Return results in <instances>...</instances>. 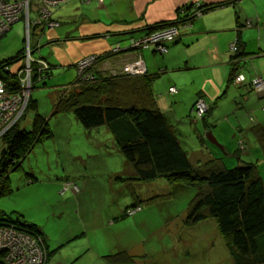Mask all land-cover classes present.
I'll return each instance as SVG.
<instances>
[{
  "label": "rangeland",
  "instance_id": "obj_1",
  "mask_svg": "<svg viewBox=\"0 0 264 264\" xmlns=\"http://www.w3.org/2000/svg\"><path fill=\"white\" fill-rule=\"evenodd\" d=\"M21 1V8L24 11L26 0ZM102 1L98 0V3L102 4ZM52 5L44 3V0H28L27 8L31 18L28 26L24 14H19L18 19L6 32L7 36L5 34V37L0 39V61L6 59L8 54L15 55L24 49L23 61L19 63L21 69L16 71L18 84L13 88L8 87V84H4L0 79L3 84L0 87V116H2L0 119L18 117L17 122L20 121V128L28 130L33 120V112L28 111L32 100L36 102L37 112L47 121L53 133L51 139L36 144L22 160L21 167L9 174L11 193L0 197V264H47V255L50 252L46 245L48 241L44 242L42 237L34 236L33 230L29 228H21L22 232L16 231V226L11 219L16 220L17 216H22L28 223L39 226L45 237L49 238L50 250L56 249L52 253L54 255L49 264H59L60 259L65 257L74 264H100L95 252L108 253L110 246L104 233L123 230H126L124 233L128 243L141 240L142 244H136L135 248H131L128 252L120 251L129 257V260L120 264H235L230 256L226 238L220 233L214 219L209 218L191 226L187 225L186 218L191 208L189 205L195 197L196 189L174 185L164 178L157 180L160 189L154 188L152 192H148L150 198L142 201L145 205L148 200L154 204L143 219L136 224L124 221L118 222L114 227L109 224L105 226L107 224L104 225L99 208L107 199V192L110 190H106L105 175L108 174L102 173L114 171L110 167L120 166L119 163L123 162L124 158L120 153H117L115 159L108 155L99 156L95 147V141L98 139L96 135L89 137L90 131L84 129L73 114H54L53 112L58 97L63 92L66 93L64 90L59 94L65 87L78 80L83 84L96 82L95 77L89 79L85 76L84 78L85 74L97 73L103 77L109 74L110 76L116 73L121 74L128 62L133 65L141 60L138 56H134V52L145 49L144 46L151 43L147 38L154 33L176 29L178 32L176 37H178L181 31L180 22L167 23L164 27L155 26L156 28H152L143 36L146 40L138 45L134 41L128 48L122 49L117 44L107 52L85 55L75 62L74 67L53 68L50 71V77L47 78L51 67L41 57L48 55L49 52L46 46L42 49L36 48L32 35L34 31L54 29L60 25L52 18V11L57 7ZM46 6L50 10L49 14L43 12ZM204 8L205 6L197 9L195 17L200 16L202 13L200 11ZM40 14H43V17ZM121 43L126 44L125 41ZM234 43L236 45L233 46V53L237 51V41ZM157 47L158 45H154V50L159 53ZM121 56H124V60L120 63L121 68L118 66L113 68L109 65L111 61ZM28 60H31L29 65ZM118 60L115 59L114 62ZM134 75L142 76L144 73L137 72ZM252 89L255 92H264V82L260 85L255 81ZM14 97L17 98L13 101ZM206 105L208 110L209 105L207 103ZM183 112L184 108L178 110L179 115ZM198 129L202 131L201 128L198 127ZM187 130L189 132L183 135L182 146H185L189 152L200 146L193 131L191 119L187 124ZM196 133L198 135V132ZM1 143L0 152L4 150L5 153ZM192 143H196L195 148L191 145ZM218 144L222 146L219 141ZM214 147L220 149L219 146ZM224 159L229 169L237 165L230 164L228 159ZM127 166L130 168L129 165ZM260 170L264 177V168ZM124 178L127 177L114 175L111 181L116 190L121 186L129 194L125 181H122ZM67 183L70 185L73 183L72 188L76 184L81 190L82 185H86L84 194L86 198L80 197V205L75 199L76 194L72 191L64 192L66 191L64 186ZM9 187L6 186L4 189ZM130 202L131 199L127 204ZM127 209L133 212L131 207ZM133 209L135 214L136 210ZM128 210L124 215L129 216ZM127 216L125 220L130 219ZM6 231L22 233L25 236L17 235L14 238L11 234L4 233ZM15 241L25 246L27 251L32 252V262H29L28 258L26 260L22 258L21 250L14 248ZM17 250L20 251L19 255L15 254ZM74 255L77 256L73 260Z\"/></svg>",
  "mask_w": 264,
  "mask_h": 264
},
{
  "label": "crops",
  "instance_id": "obj_2",
  "mask_svg": "<svg viewBox=\"0 0 264 264\" xmlns=\"http://www.w3.org/2000/svg\"><path fill=\"white\" fill-rule=\"evenodd\" d=\"M196 5L205 6L203 14L197 17L194 15ZM213 5H217L215 9H208ZM188 8L191 10L187 12ZM52 13V18L60 25L42 32L34 31L32 35L36 48L46 46L49 54L41 58L49 64L50 71L53 68L74 67L75 62L85 55L107 52L117 44L126 49L130 39L142 38L157 25L180 22V35L169 44L168 53L160 54L152 48L134 52V56L141 57L149 74L158 75L153 91L167 124L181 146L184 144L183 135L189 132L187 124L190 119L196 136V132L199 135L210 129L208 135L212 133L222 144L220 149H215L213 144H202L189 152L182 146L193 164L214 157L225 165L224 158L230 164L245 162L264 168L261 167L264 165V143L257 136L259 131L264 132V92H255L251 86L254 77L264 78V0H103L102 4L98 0H71ZM236 37H239L241 45L242 56L239 59H233ZM123 41L125 45L121 43ZM15 55L8 54L6 59ZM123 58L117 57L115 59L119 60L114 62V59L109 65L121 68ZM236 62L239 66L236 75L242 77V82L238 84L230 83ZM19 68V63L10 67L12 72ZM169 87H176L177 93H168ZM198 98H203L210 106L207 117L200 120V124L194 123L192 114ZM183 108L184 112L179 115L178 110ZM88 131L89 137L96 135L98 138L95 147L99 156L117 157L120 152L108 128ZM240 137H243L245 146L240 145ZM195 144L191 145L195 148ZM119 164L116 168L110 167L114 171L102 173L108 174L105 175L106 190H110L99 208L103 223L107 224L105 226L114 227L124 221L136 224L154 207L152 202L146 205L142 202L149 197L148 192L160 189L157 185L159 178L152 182H137V197L133 201L124 188L119 186L116 190L112 184L114 175L132 176L125 159ZM85 192L86 185L83 184L82 190L75 196L79 205L80 197L86 198ZM129 199L130 205L127 204ZM133 205H140L142 210L125 220L126 209ZM124 232L126 230L104 233L110 246L108 253L95 252L100 264H108L105 254L128 252L136 244H142L141 240L128 243ZM48 248L51 249L50 246ZM61 261L74 264L67 257Z\"/></svg>",
  "mask_w": 264,
  "mask_h": 264
},
{
  "label": "trees",
  "instance_id": "obj_3",
  "mask_svg": "<svg viewBox=\"0 0 264 264\" xmlns=\"http://www.w3.org/2000/svg\"><path fill=\"white\" fill-rule=\"evenodd\" d=\"M68 1L71 0L63 4ZM215 6L217 5L208 9H215ZM200 8L202 6L196 5L194 14ZM190 10L191 8L186 9L187 12ZM200 12L202 15L203 9ZM164 26L166 25L156 27ZM236 38L237 51L233 59L242 56L239 37ZM131 40L136 39L129 41ZM174 41L164 42L163 46L167 50L159 53H168L169 44ZM151 48L154 50L153 47L145 49ZM23 51L24 49L15 56L0 61V79L4 84H8V87L13 88L18 84L17 72H12L10 67L23 61ZM238 68L236 62L230 83L234 82ZM50 74L49 70L47 78ZM93 76L96 80L93 84H83L78 80L61 90L59 94L64 90L66 93L63 92V95L58 97L53 107L54 114H73L86 130L108 128L118 151L132 171V176L122 181H125L134 200L137 197L134 182L146 183L164 178L174 185L195 188L197 192L189 205L191 208L186 218L187 225L214 219L220 233L226 238L230 256L235 264L264 263V178L260 168L255 164L240 162L229 169L214 157L197 164L191 163L158 107L157 96L153 91L154 82L158 79L157 74H149L146 71L142 76L124 73L112 76L109 74L106 77L96 73ZM171 88H174L175 92H171ZM168 93H177L176 87H169ZM200 99L203 98H198L192 108L194 123L205 119L210 111L209 106L205 114L198 115L196 104ZM28 111L33 112L29 129L22 130L19 121L1 140L5 153L0 157V197L11 193L9 174L21 167L22 160L36 144L53 137L47 121L37 112L35 101L31 100ZM209 131L210 129H207L197 135L200 145H211L207 139ZM257 136L259 141L264 143V132L259 131ZM239 140L240 145L245 146L243 137ZM6 186L10 189H4ZM75 186L76 191L69 186L64 192L72 191L77 194L80 188L76 184ZM137 207L140 210L136 213L142 210L141 206L131 207ZM11 220L16 226V231L22 232L21 228H29L33 230L34 236L42 237L44 242L48 241L39 226L28 223L22 216ZM17 234L25 236L22 233ZM46 245L49 246L48 243ZM55 250H48L50 252L47 255V264L52 261V253ZM104 259L109 264H120L129 260V257L120 252L107 255ZM59 264L65 262L61 261Z\"/></svg>",
  "mask_w": 264,
  "mask_h": 264
},
{
  "label": "built area",
  "instance_id": "obj_4",
  "mask_svg": "<svg viewBox=\"0 0 264 264\" xmlns=\"http://www.w3.org/2000/svg\"><path fill=\"white\" fill-rule=\"evenodd\" d=\"M21 0H0V38L1 36L6 33L9 28L11 27V25L13 24V22H15L17 19H18V16L19 14H24L25 16V22L27 23V26L29 24V21H30V14L28 13L29 12V9L27 8V3H28V0H26V3H25V7H24V11H22V8H21V4L20 3ZM42 1V0H40ZM67 0H44V3L46 4H53L52 6H59L60 4H63L64 2H66ZM22 2V1H21ZM48 6H46L44 9H43V12L44 13H50V10L47 8ZM23 12V13H22ZM42 12V13H43ZM41 17H43V14H40ZM40 21V19H39ZM172 33V34H170ZM178 32L176 29H168V30H162V31H159V32H156L154 33L150 38L148 37L147 39H149L151 41L150 44H146L144 46V48H147V47H153L154 48V45H158V51L160 52H166V48L163 46L164 42H167V41H172L174 40V38L177 36ZM146 39H144L143 37L140 38V39H136V40H131L130 41V45L135 41V43L138 45L140 44L142 41H144ZM137 41V42H136ZM138 59L140 60L141 57H138ZM31 62V60L29 61L28 60V65L29 63ZM123 71H121V73H124V74H131V75H134V73H137V72H141V73H145L146 72V68H145V65H144V62L143 60L141 59L140 61H137L135 64L131 65L129 62L125 65V67H123ZM85 76L89 79H93V75L91 74H88V75H84V78ZM258 82L260 85L262 84V82H264V78L258 76L256 78L253 79L252 81V86L254 85V83ZM242 82V77L240 75H236L235 78H234V83L238 84V83H241ZM2 82L0 81V87L2 86ZM2 89V88H1ZM171 92H175V89L174 88H171L170 89ZM17 97H14L13 98V101L16 99ZM196 109L198 111V115L201 116L203 114L206 113L207 111V105H206V102L203 100V99H200L198 100L197 104H196ZM2 117V116H0ZM15 117H4V119H0V143H1V140H2V137L7 133V131L12 127L14 126L16 123H17V118ZM70 186V189H73V190H77V187L74 186V188H72L73 184L70 185V183H67L64 187L67 189L68 187ZM133 212H131L130 210H128V214L129 215H133L134 213V209L131 208ZM136 211H139L140 208L137 207L135 208ZM4 233H9L8 231L4 232ZM11 234L13 237L17 236L18 234L17 233H9ZM14 237V238H15ZM19 248L22 252L21 256L23 259L26 260V258H28L27 260L29 262H32L33 261V254L32 252L30 251H27L26 247L23 246L21 243H18L17 241H15V244H14V248ZM14 251V250H13ZM16 255H19L20 254V251L17 250V252L15 253ZM28 262V263H29Z\"/></svg>",
  "mask_w": 264,
  "mask_h": 264
},
{
  "label": "water",
  "instance_id": "obj_5",
  "mask_svg": "<svg viewBox=\"0 0 264 264\" xmlns=\"http://www.w3.org/2000/svg\"><path fill=\"white\" fill-rule=\"evenodd\" d=\"M207 139H208V141H209L211 144H213L214 146L216 145V146H219V147H220V145L218 144L217 139H216L214 136H212V134H209V135L207 136ZM0 154L3 155V154H4V150L1 151Z\"/></svg>",
  "mask_w": 264,
  "mask_h": 264
},
{
  "label": "flooded vegetation",
  "instance_id": "obj_6",
  "mask_svg": "<svg viewBox=\"0 0 264 264\" xmlns=\"http://www.w3.org/2000/svg\"><path fill=\"white\" fill-rule=\"evenodd\" d=\"M3 155H4V154H3ZM3 155L0 154V157L3 156Z\"/></svg>",
  "mask_w": 264,
  "mask_h": 264
},
{
  "label": "clouds",
  "instance_id": "obj_7",
  "mask_svg": "<svg viewBox=\"0 0 264 264\" xmlns=\"http://www.w3.org/2000/svg\"><path fill=\"white\" fill-rule=\"evenodd\" d=\"M126 210H128V209H126Z\"/></svg>",
  "mask_w": 264,
  "mask_h": 264
}]
</instances>
